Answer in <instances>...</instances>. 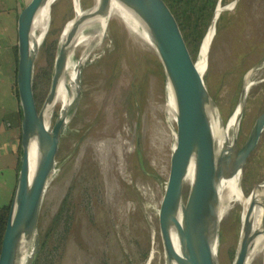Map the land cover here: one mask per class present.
Here are the masks:
<instances>
[{"label":"rangeland","instance_id":"374dc122","mask_svg":"<svg viewBox=\"0 0 264 264\" xmlns=\"http://www.w3.org/2000/svg\"><path fill=\"white\" fill-rule=\"evenodd\" d=\"M89 1L83 9L93 5ZM15 2L6 0L10 6ZM226 2L231 5L233 0ZM56 4L54 26H60L59 38L67 21L64 13L71 5L73 16L74 3L58 0L53 7ZM14 14L13 7H0L5 30ZM220 14L203 78L224 125L248 82L237 126L229 130L230 139L240 146L264 110V62L246 76L264 58V0H237ZM3 49L0 58L9 53ZM154 56L151 46L117 15H112L103 36L87 53L78 46L71 55V60L83 59L78 66L77 96L68 111L55 168L42 199L34 234L38 252L67 193L72 219L60 254L44 253L37 264H166L157 212L169 172L175 120L165 111V75ZM11 90L0 73V100L10 108L16 96L12 84ZM131 94L137 100L135 107ZM7 107L4 113L11 112ZM11 158L0 153V204L8 202L7 185L14 178L6 166ZM242 178L241 184L248 189L245 195L264 180V129L245 160ZM242 211V205L232 201L219 221L216 250L220 264L234 260ZM28 249L31 255L33 242ZM249 264H263L262 256Z\"/></svg>","mask_w":264,"mask_h":264},{"label":"water","instance_id":"95a60500","mask_svg":"<svg viewBox=\"0 0 264 264\" xmlns=\"http://www.w3.org/2000/svg\"><path fill=\"white\" fill-rule=\"evenodd\" d=\"M105 1L102 0V3L104 4ZM119 1L137 16L144 32V39L148 41L162 65L166 87L170 86L176 107L174 144L170 154L169 172L157 212L166 263L220 264L214 246L220 221L218 180L221 177V169L216 167L214 161V140L208 115V107L214 101L208 92L202 73L196 67V59H192L178 23L166 2L164 0ZM236 1L233 0L231 5L221 6L218 0L206 32L217 20L220 12L230 9ZM40 2L41 0H27L17 17L16 84L21 113L22 153L2 237L0 264H19L18 248L21 243L29 245L33 242L34 251L30 255L28 264H33L37 256L38 240L34 238V234L38 215L47 184L55 168L60 136L68 119V111H61L60 108L49 124L45 123L42 116L44 103L54 95L66 59L60 37L50 88L39 109L33 96L35 59L40 44L35 49L31 48V27ZM76 29L77 25L74 24L68 30L66 38L72 37ZM47 30L48 27L42 40ZM76 62L79 66V59ZM263 62L264 58L251 67L246 76ZM244 94L243 87L238 103L241 111ZM31 143L35 145L37 160L30 172ZM190 164H193L194 176L187 196L184 198L183 195L182 228L178 234L183 251L180 255L172 243L169 225L174 218L177 200L182 195L184 173ZM249 195L251 199L242 216L240 239L232 264H246L250 241L254 235V232H251V215L255 206L260 207V228L257 231L264 232V180L256 183Z\"/></svg>","mask_w":264,"mask_h":264},{"label":"bare ground","instance_id":"6f19581e","mask_svg":"<svg viewBox=\"0 0 264 264\" xmlns=\"http://www.w3.org/2000/svg\"><path fill=\"white\" fill-rule=\"evenodd\" d=\"M57 1L58 0H41L31 27L32 49H35L40 44L45 30L50 23L52 7ZM73 11V16L66 21L63 30L61 31L60 44L63 45L66 52V59L62 75L57 83L56 91L54 95L44 103L42 116L46 124H49L52 121L53 112L57 105L60 106L61 111L67 112L76 99L78 90V65L75 60H71V55L78 46H83L84 54L87 53L92 48L94 42L99 41L103 36L107 23L112 15L119 16L132 33L138 35L148 43V41L144 39V32L137 16L119 0H106L104 4L102 3V0H93V5L86 10H83L80 1L74 0ZM216 22L217 20H215L214 24L204 34L196 58V67L203 76L208 69L209 50L215 36ZM74 24L77 25L76 32L72 37L66 38L68 30ZM82 57L79 59V62L83 60ZM247 88L248 82L244 85V91H246ZM165 111L173 120H175L176 107L169 85L167 87ZM240 111L241 109L237 105L224 125L222 124L215 103L211 102L208 107V115L214 140V161L216 167L221 169V177L218 180V215L220 220L226 213V210L232 201H237L242 205V216L249 206L251 196L249 194L245 195L241 188L243 166L246 158L256 146L264 129L263 110L255 118L244 142L240 146H237L236 143L230 139L229 130L231 127L236 126ZM29 152L31 172L37 160L34 143L30 144ZM193 176L194 168L193 164H190L184 173L181 185L182 195L177 200L174 210V218L169 225V233L172 243L180 255L183 254V251L178 234L182 228V215L184 211L183 195L185 190L190 186ZM251 216V232H254V235L250 241L246 264H249L258 255L262 256V263L264 264V232L257 231L260 228L259 206L254 207ZM28 248L29 245L26 243L20 244L18 248L19 264L28 263V258L30 256ZM214 251L218 258L216 242Z\"/></svg>","mask_w":264,"mask_h":264},{"label":"trees","instance_id":"16d2710c","mask_svg":"<svg viewBox=\"0 0 264 264\" xmlns=\"http://www.w3.org/2000/svg\"><path fill=\"white\" fill-rule=\"evenodd\" d=\"M168 7L170 8L171 12L173 13L179 29L182 33L186 46L189 49L190 55L193 60H195L200 43L202 38L207 30L208 24L210 19L213 15L214 9L217 5L218 0H164ZM70 2V1H68ZM82 7L85 8L90 5L89 0H81ZM221 4H226V0H220ZM56 4L53 9L51 10V22L49 29L47 30L40 46L38 49L37 57L35 60V69H34V77H33V96L35 100V104L39 109L49 91L50 84H51V77L53 73V65L54 60L58 51L59 47V38L57 36V32L59 31L60 26H54L55 24V16H56ZM222 14V13H221ZM221 14L217 19L221 17ZM72 16V7L71 5L67 7L63 19H70ZM61 35V33H60ZM60 37V36H59ZM17 51V48H16ZM155 61L157 62L159 69L162 71L161 64L157 57H155ZM18 55L15 56V65L17 66ZM43 60L42 64H36L37 61ZM15 78L12 82V89L18 98V90L16 84V70H15ZM134 88L136 89L135 85ZM133 93V91H132ZM130 99L132 105L135 107L137 106V100L133 96L130 95ZM58 113V107L54 111V116ZM55 118V117H54ZM18 133L16 136V151H17V159H16V169L17 173L20 168L21 162V130L20 124L17 125ZM243 180V178H242ZM242 190L245 194H247L248 189L243 186V182L241 184ZM69 193L66 194L64 199L61 202L58 211L56 212L52 224L46 230L40 246V251L38 252L33 264H37L39 260L42 258V254L53 253L59 255L60 254V246L65 244V241L69 234V226L72 219L71 210L69 208V203L67 200V196ZM11 199L4 203L0 204V249L2 244V237L3 232L6 225V220L8 216V211L10 208ZM50 241V251L45 249L46 245ZM54 258V256H53ZM52 258V259H53ZM52 264V263H51Z\"/></svg>","mask_w":264,"mask_h":264},{"label":"crops","instance_id":"0c3cea01","mask_svg":"<svg viewBox=\"0 0 264 264\" xmlns=\"http://www.w3.org/2000/svg\"><path fill=\"white\" fill-rule=\"evenodd\" d=\"M26 1L27 0H16L15 5L10 6L8 3H6V0H0V7H2V9H11L13 7V11L15 13L12 22H10L11 25H9L8 29L6 30L4 27V21L0 20V53L4 51V49L2 50L3 47L5 50L9 51L6 57L0 58V73L1 80L2 82L6 83L8 91H12L11 84L14 81V74L16 70L15 56L17 54V17L22 5ZM4 64H6L8 68L5 69L3 67ZM12 94L14 95L13 92ZM14 97L15 99L11 104V108L7 102L4 103L0 100V112L3 114V117H0V153L12 156L11 160L6 163V166L11 169L14 175L11 185H7L8 201L13 195L18 175L16 169V136L18 133L17 125L20 124L21 121V113L19 108V100L15 95ZM12 106L14 107L12 108ZM5 107H7L6 110L10 109L11 112L4 113Z\"/></svg>","mask_w":264,"mask_h":264}]
</instances>
